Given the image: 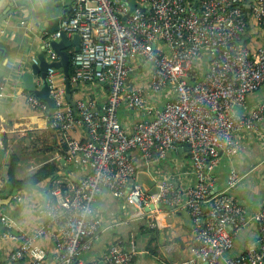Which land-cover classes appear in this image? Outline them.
Instances as JSON below:
<instances>
[{
  "label": "built area",
  "instance_id": "obj_1",
  "mask_svg": "<svg viewBox=\"0 0 264 264\" xmlns=\"http://www.w3.org/2000/svg\"><path fill=\"white\" fill-rule=\"evenodd\" d=\"M241 2L198 0L193 7V0H136L122 20L129 9L127 0H74L58 29L43 36V48L48 61L57 60L50 39L61 31L69 37L78 33L79 49L68 50L70 84L106 81L108 94L100 106L89 96L66 105L64 87L55 82L59 68L50 66L46 77L54 108L44 114L67 154L81 155L88 172L74 185L56 184L50 189L44 219L34 228L0 232V240L17 242L0 264H131L140 252L133 242L129 248L112 243L89 260L82 257L101 231L95 202L104 188L131 201L142 213L160 206L185 208L192 220V261L264 264V199L251 211L226 189L213 190L221 155H234L241 133L258 130L264 118V99L245 105L248 95L264 84V44L254 53L244 44L248 20ZM251 16L264 25V0H255ZM202 53L209 57L208 66L196 78L193 66ZM132 59L148 65L152 92L171 87L175 97L160 107L148 106L144 86H127ZM26 101L34 107L42 104L35 95ZM124 103L144 109L150 118L125 128L119 119ZM76 126L85 129L84 138L69 135ZM180 143L189 146L193 182L180 186L164 178L156 190L146 191L135 179L138 166L131 149L140 150L143 164H150ZM229 184H238L237 173L231 174ZM2 185L0 177V189ZM0 221L11 228L1 211ZM250 222L256 226L257 245L230 254L235 236ZM47 235L55 246L49 255L36 244Z\"/></svg>",
  "mask_w": 264,
  "mask_h": 264
},
{
  "label": "crops",
  "instance_id": "obj_2",
  "mask_svg": "<svg viewBox=\"0 0 264 264\" xmlns=\"http://www.w3.org/2000/svg\"><path fill=\"white\" fill-rule=\"evenodd\" d=\"M19 1L32 3V0ZM66 1L68 0H63V2ZM10 2L11 0L2 2L0 11L7 10ZM32 7L38 6L32 3ZM70 11L71 9L64 12L61 17L68 15ZM15 13L16 16H24L28 15V10L25 6H20ZM54 16L55 14L52 13L40 18L38 15L31 14L30 20L20 24L13 18H9L6 27L0 30V38L10 44L7 61L0 64V84H3V90L0 91V134H5L8 143L7 146L5 145L2 164L8 161L10 153H16L19 156L15 168L17 179L33 174L48 161L56 164L55 176L52 180H50L52 177H46L26 189L15 187L16 193L9 203H13V210L18 213L19 218L16 219L17 224L7 220L15 231L31 230L43 221L42 209L48 199H45V195L54 185H74L88 172V166L81 155L75 153L69 156L66 145L60 141L59 133L47 126L44 114L47 110L44 103L41 102V105L34 107L26 101L27 96L33 94L24 87L22 74L30 71V63L34 62V59L38 60L39 54L45 53L42 48V38L45 34L51 33L48 28H51ZM243 41L252 53L257 46L264 44V25L251 15L247 21ZM1 55L0 48V58ZM46 58L48 60L47 56ZM208 61L209 57L205 53L197 58L196 78L204 74ZM131 63L133 69L127 79V86H144L148 106L160 107L164 101L175 97L171 87L162 89L159 94L152 92L147 81L148 65L135 59H132ZM59 70L62 76L58 84L64 87L65 77L62 70L59 68L58 72ZM34 82L38 86L41 84L38 75L34 76ZM70 85L71 99L74 103L79 98L89 96L100 106L108 94L106 81ZM64 98L66 105H74L65 96ZM258 99H264V84L248 95L245 105L249 106ZM144 117L150 118L144 109H132L125 103L119 111L120 122L125 128H130L133 122ZM69 135L82 139L86 136V131L82 126H76L69 131ZM1 145H3L2 140ZM170 151L172 150L150 164H143L140 150L131 149L130 153L138 166L135 179L146 191L156 190V184L164 178L180 186L193 182L189 152L181 150L170 153ZM232 173L238 174V184L235 187L229 184ZM214 174L217 190L226 189L236 199L247 204L251 211L259 208L264 199V118L259 123L258 130H246L241 133L238 150L234 155H221ZM13 188L3 183L0 196H7ZM95 209L100 220L101 231L89 251L83 254L84 260H89L103 252L112 243L129 248L133 242L140 252L131 264H201V261L191 260L194 242L192 220L185 208L160 206L142 213L131 201L116 197L104 188L97 197ZM151 222H155L153 227L150 225ZM257 243L256 226L250 222L235 236L234 245L229 253L237 254L256 246ZM16 244L14 240H1L0 259ZM36 244L46 248L47 255L55 251L53 239L49 235L37 240ZM220 264L223 262L220 261Z\"/></svg>",
  "mask_w": 264,
  "mask_h": 264
},
{
  "label": "water",
  "instance_id": "obj_3",
  "mask_svg": "<svg viewBox=\"0 0 264 264\" xmlns=\"http://www.w3.org/2000/svg\"><path fill=\"white\" fill-rule=\"evenodd\" d=\"M5 0H0V4L4 2ZM198 0H193L192 6H197ZM34 5L38 7H32V3L29 1H12L9 3V7L7 10L0 11V30L3 29V27H6L7 22L9 21V18H13L20 24L21 22L25 20H30L31 14L38 15L40 18L48 16L49 14L54 13V19L51 28H48L49 31L53 32L58 29L59 21L64 12H67L71 9V5L74 2V0H68L66 2H63V0H32L31 1ZM255 2V0H243L241 2V5L244 6V8L247 9V16L248 19L251 15V6ZM129 9L126 12L125 15L122 16V20H125V18L132 12L134 6L136 5V0H127ZM20 6H25L28 10V15H22V16H16V10ZM48 14V15H47ZM50 47L51 49L57 53L58 59L53 61H48L46 58L45 53L39 54L38 60H35L34 62H31L29 67L30 71H25L23 75V82L24 87L32 92L33 95H35L42 103H44L46 110L50 112L51 109L54 108V100L52 98L51 92H50V85L47 81V69L50 66H54L56 68H60L64 74V91H65V97L66 99L71 103L74 104V102L71 99V85L69 81V75H70V54L68 52V49L73 46L74 50L77 51L80 47V36L78 33H74L72 37L70 38L66 32L61 31L60 36L58 38H52L50 39ZM0 48L2 49V55L0 58V64L5 63L7 61V57L9 55L10 50V44L5 42L2 38H0ZM43 48V45H42ZM38 61V62H36ZM39 76L41 80V84L38 86L34 82V76ZM181 150H189V146L187 143H180L178 146H176L175 149L170 151V153H173L175 151H181ZM5 154V147L1 145L0 140V165L3 162V157ZM217 187L215 186L213 190H216ZM16 193V188L14 187L10 194H8L5 197L0 196V207L2 205H6L11 200L12 196ZM51 196V192L47 191L45 195V199L49 198ZM153 205H150V207H145V210L148 211L150 208H152ZM11 229L9 226L4 225L2 221H0V232L3 229ZM201 264H206L205 261H202Z\"/></svg>",
  "mask_w": 264,
  "mask_h": 264
},
{
  "label": "trees",
  "instance_id": "obj_4",
  "mask_svg": "<svg viewBox=\"0 0 264 264\" xmlns=\"http://www.w3.org/2000/svg\"><path fill=\"white\" fill-rule=\"evenodd\" d=\"M243 7L245 12L246 19L248 20L247 16V9ZM71 57V54H70ZM193 69L196 70V63L193 66ZM194 80V79H193ZM0 138L3 142V145L7 146V138L5 134H0ZM8 161L0 165V175L2 177L3 183L5 186L11 187H18L21 188H29L36 185L41 180L45 179L46 177H52L50 180L53 179L55 176L56 164L53 161H48L40 166L33 174L28 175L22 179H17L15 177V168L18 162V155L16 153H10L8 155ZM50 183H52L50 181Z\"/></svg>",
  "mask_w": 264,
  "mask_h": 264
},
{
  "label": "rangeland",
  "instance_id": "obj_5",
  "mask_svg": "<svg viewBox=\"0 0 264 264\" xmlns=\"http://www.w3.org/2000/svg\"><path fill=\"white\" fill-rule=\"evenodd\" d=\"M61 76H62V73L61 71L59 70V72L57 71V74L55 76V82L58 83V81L61 79ZM196 76V75H195ZM14 208V205L13 203H9V204H6V205H2L0 207V211L6 215L7 217V220L8 221H13L15 222V224H17V221L16 219L19 218V215L17 212H14L13 210ZM14 227L16 228V226L14 225ZM1 241V240H0Z\"/></svg>",
  "mask_w": 264,
  "mask_h": 264
}]
</instances>
